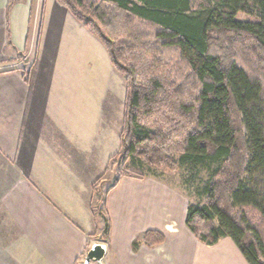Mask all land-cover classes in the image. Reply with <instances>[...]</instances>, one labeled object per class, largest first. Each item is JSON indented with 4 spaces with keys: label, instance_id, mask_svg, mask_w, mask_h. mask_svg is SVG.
<instances>
[{
    "label": "trees",
    "instance_id": "16d2710c",
    "mask_svg": "<svg viewBox=\"0 0 264 264\" xmlns=\"http://www.w3.org/2000/svg\"><path fill=\"white\" fill-rule=\"evenodd\" d=\"M59 2L127 85L120 148L107 167L117 177L104 194L94 184L101 241L110 238L107 194L121 177L182 170L189 230L207 245L229 237L249 264H264V0ZM165 239L147 230L132 247Z\"/></svg>",
    "mask_w": 264,
    "mask_h": 264
},
{
    "label": "crops",
    "instance_id": "0c3cea01",
    "mask_svg": "<svg viewBox=\"0 0 264 264\" xmlns=\"http://www.w3.org/2000/svg\"><path fill=\"white\" fill-rule=\"evenodd\" d=\"M7 1L0 0V264H81L95 243L107 246L108 264H227L223 251L249 264L229 237L199 241L185 223L189 200L155 177H121L106 198L109 241L92 239L93 187L120 148L125 80L117 128L100 135L95 112L110 98L95 83L99 63L119 75L103 43L59 0H19L9 11ZM147 230L165 241L134 250Z\"/></svg>",
    "mask_w": 264,
    "mask_h": 264
},
{
    "label": "rangeland",
    "instance_id": "374dc122",
    "mask_svg": "<svg viewBox=\"0 0 264 264\" xmlns=\"http://www.w3.org/2000/svg\"><path fill=\"white\" fill-rule=\"evenodd\" d=\"M240 17L248 18V16L245 14L240 15ZM99 64H100V67L98 69L99 74H95L96 76H98L95 83H98L100 86H105L107 88L106 91L109 93V98H110L109 100L110 101H108L107 106L104 108L103 112L100 111L101 108L97 112H95V117L96 118L101 117V119H99L102 122L100 135L104 134L103 136L107 137L109 132H113L115 130V128H117V122L115 120H113V114L116 115L114 112V109H115L114 104H116V101H115L116 98L122 97V92L124 90V83H123L122 79L124 78V76L116 70L119 73V75L115 74L116 79L114 80L113 75L105 69L106 68L105 65L101 62ZM123 80H125V78ZM125 83H126V81H125ZM124 94H125V90H124ZM98 98H99V96H98ZM104 105H102V106H104ZM95 110H96V108H95ZM108 112H109V114H111V116H110V121L106 122L105 115ZM99 120L97 122H99ZM98 145H99V143L95 142V150L96 151L98 150V148H97ZM118 148H119V143L117 144V146H112L111 148H109V151L111 149L112 150L111 153H114ZM101 152L103 154V151H101ZM114 154H116V152ZM102 157L103 156H101L98 152H95V161L96 162L102 161ZM108 165H109V163L106 166L105 173L100 177L99 181L97 182L99 190H101L103 192V194L106 193L108 191V189L115 183L114 181L117 177L115 171H112V170L107 171ZM158 172H160V171H158ZM183 177H184V172L181 170V171H175V172H166V173L162 174V177H160L158 179H161L162 181L171 185L175 189V191L183 193L186 196V198L190 201L191 200V197L189 196L190 191H189L188 187H186V185L183 183ZM93 191H94V196H93V199H94L96 196V192L94 189H93ZM97 200H98V198H97ZM98 203H99V201H98ZM92 204H93V201H92ZM101 204L102 203H99V205H101ZM91 212H92V210H91ZM92 214H93V212H92ZM102 220L103 219H102L101 215H98L97 217H95L93 215V221H94L93 222V228H92L93 234L91 235V237L94 240L98 239L101 241V239H102V232H101ZM232 255L234 256V254H232ZM219 256L222 258L228 259L229 261L227 264H240V262H237L238 261L237 257L229 256L225 251L221 252V254H219ZM81 264H84V263L81 262ZM91 264H98V263L95 261H92ZM103 264H108V260H105V261L103 260ZM222 264H225V262L223 261Z\"/></svg>",
    "mask_w": 264,
    "mask_h": 264
},
{
    "label": "water",
    "instance_id": "95a60500",
    "mask_svg": "<svg viewBox=\"0 0 264 264\" xmlns=\"http://www.w3.org/2000/svg\"><path fill=\"white\" fill-rule=\"evenodd\" d=\"M107 246L103 243H95L86 253L84 264H91L92 261L102 264L106 254Z\"/></svg>",
    "mask_w": 264,
    "mask_h": 264
}]
</instances>
